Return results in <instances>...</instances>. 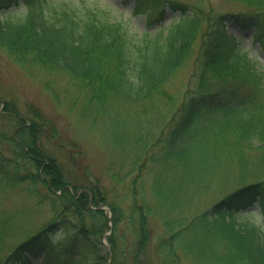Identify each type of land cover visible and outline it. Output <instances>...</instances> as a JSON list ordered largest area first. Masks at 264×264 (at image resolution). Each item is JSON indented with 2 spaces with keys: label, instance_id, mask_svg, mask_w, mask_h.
<instances>
[{
  "label": "trees",
  "instance_id": "16d2710c",
  "mask_svg": "<svg viewBox=\"0 0 264 264\" xmlns=\"http://www.w3.org/2000/svg\"><path fill=\"white\" fill-rule=\"evenodd\" d=\"M25 1L0 0V11H3L0 14L1 46L14 61L26 63L24 66L44 73L66 75L74 90L82 92L85 105L98 106L96 112L103 116L98 120L105 123L104 134L110 136L114 147L123 155L120 161L126 162L129 158L134 161L139 157L135 158L131 153L139 149L135 142L143 140L152 129L146 124L152 120L160 123L169 119L162 126L166 131L159 129L158 153L173 164L171 169L175 176L166 184L164 173L159 182L156 180L149 185H155L156 190L160 188L158 193H154L155 207L160 208L159 211L165 208V212L156 216L160 215L159 225L171 237V243L162 241L160 246H165L178 260L177 251L174 252L178 246L175 240L181 245L194 247L195 251L218 242L223 246V264H264V226L257 223L258 218L264 222V209L260 217L252 214L251 210H244L250 201L264 197V72L255 68L257 62L247 58L240 41L228 35L225 29L229 19L236 21L242 30L254 28L255 39L264 52V0H231L238 5L256 6L253 8L255 13L235 14L232 18L213 11L209 8L211 6L204 9L205 4L187 6L178 0H135V13H150V23L157 24L164 10L177 14L168 26L159 23V30L140 36L132 34L124 26V21L109 15L108 6H81L86 0H67L58 4L41 0L31 4L34 7L30 12L16 13ZM148 3L152 6L147 8ZM183 69L186 77L179 85L184 90L180 103L181 95L174 97L179 88L175 94H167L166 87L175 84V76ZM219 86V91L212 92ZM216 93H220L219 97L213 99L211 95ZM152 99L155 104L167 105L168 109L163 113L155 110L149 115L152 109L147 107L134 118L126 114L125 111L140 102ZM191 110L192 120L201 123V130L194 137L191 135L193 127L184 126ZM6 112L12 114L9 110ZM14 114L21 117L18 111ZM29 116L31 122L24 119L25 125L12 133V142L5 141L9 150L0 149V156H7L0 168L11 170L4 174V178L8 181L7 177H10L7 184L18 187L22 193L42 191L39 187L42 186L51 201L55 220L46 228L33 229L34 232L24 241L9 246L11 251L0 256V264H26V252L32 255L43 246L64 249V245L75 239L81 240L78 241L82 243L81 248L91 251L97 260L95 263L105 264L110 253L103 252L101 248L108 250L102 244L103 235L91 232V226L88 223L84 225L82 219L84 213L93 212V220H99L100 225L106 224L107 220L102 217L100 209L89 208L88 196L87 199L85 196L73 199L74 194L69 192L70 187L77 188L76 183L80 182L76 173L80 171L81 163L72 168L71 174L68 166L63 168L52 160L43 140L39 141L46 132L43 128L46 118L43 119L41 114ZM224 127L232 129H227L226 133L234 131L229 139L209 135ZM118 128L120 132H116ZM125 132L126 135L131 134V138H126L123 145L117 135L122 133L125 136ZM4 137L0 136L1 143ZM38 144L44 150L36 149ZM144 145L147 147V143ZM47 160L52 162L44 166ZM137 165H133L128 176L125 174L126 184L129 178L137 177ZM218 167L223 169V173L216 174ZM138 173L143 177L142 164ZM213 175L222 179L215 180ZM182 177L189 184L179 183ZM26 182L33 184L35 191L25 187ZM213 186L217 188V199L227 193L222 199H216L210 209L187 217L168 210V206L181 208L185 199L199 202L202 193L206 195ZM141 201L145 203L138 204L143 210L141 222L146 224L142 236L148 242L151 232L148 224L155 213L145 197ZM94 203L98 202L95 200ZM133 205L127 210L131 211ZM66 210L70 211L67 217L64 216ZM121 211L125 210L120 209L116 213L118 218L124 213ZM19 226L16 215L5 219L0 214V241L4 238L2 230L7 227L18 229ZM109 245L113 256L119 249ZM0 248H4L1 242ZM141 249L139 246L135 254H139ZM117 264L128 263L118 261Z\"/></svg>",
  "mask_w": 264,
  "mask_h": 264
},
{
  "label": "rangeland",
  "instance_id": "374dc122",
  "mask_svg": "<svg viewBox=\"0 0 264 264\" xmlns=\"http://www.w3.org/2000/svg\"><path fill=\"white\" fill-rule=\"evenodd\" d=\"M23 1L21 0V3ZM46 1L52 4H58L67 0ZM30 2L28 3V0H26L20 8L21 10L16 13L30 12L31 8L34 7L31 4L33 2H41V0H32ZM134 2L135 0H128L127 2H123L122 0H86V2L81 3V6L93 7L99 5L102 8L108 6L109 15L114 16L117 20L124 21V26L131 30L130 32L132 34L138 36L145 32L154 33L160 29L159 23H162L165 27L170 24L173 18H177L175 11L164 10L162 17L157 19V24L150 23L148 18L150 13H135L136 6L134 7ZM178 2L187 6L205 4L207 6H204V9L211 6L209 8L213 11L225 13L228 18H232L235 14L253 12V8L256 7L253 4L238 5L231 0H178ZM151 6V3L146 4L147 8ZM143 9L144 7L139 10L142 11ZM11 11L15 10L12 9ZM154 11L152 10V12ZM2 13L3 11H0V14ZM253 31V28L242 30L236 21L234 22L231 19L226 21L227 34L234 36L235 39L240 41L241 49L246 51L247 58L256 61L255 68L264 72V52L259 42L255 39ZM25 64L14 61L8 51L0 44V136H5L3 143L0 142V149H4L5 151L9 150L4 144L5 141H11L13 139L12 133L14 132L15 134L18 128L25 125L23 122L24 119L31 122L29 114H34L35 116L41 114L43 119L46 118L47 123L43 127L46 129V132L44 133V138L42 134L39 141L41 142L43 140L44 146L50 152L51 159L58 165L61 164L63 168L68 166V171H71L69 172L71 174H73L72 168L75 169L78 162L81 163L80 171L76 173L78 174L80 182L76 183L78 184L77 188H69V192L74 194L72 198L82 199L85 196L87 199L88 196L89 208L100 209L102 217L107 220L106 224L100 225L99 220H93V212L84 213V216L82 215L84 217L82 219L84 225L88 223L92 228L91 232L94 231L96 233L97 231L100 235H103L102 242L106 243L108 250L105 247L101 248L103 252L107 251L110 253L104 263L117 264L118 261H124L128 264H220L219 261H221V264H223L221 251L223 246L218 242H212L206 247L199 248L198 251H195L194 247L181 245L178 240H175V245L178 246L175 247L174 252L177 251L178 260L170 255L169 250L165 246H160V242L162 243V241L163 243H171V237H168V234H165L164 229L159 225L161 224V219L159 220L161 218L160 215L156 216V214L165 212V208L159 211L160 208L155 207L156 200L154 193L155 191L158 193L160 188L156 190L155 185H149L150 183L153 184L156 180L159 182L163 178L164 173H166V184L169 183V178L175 176L171 169L173 164L168 163L158 153L160 150L159 129L162 128L166 131L162 126L164 123L167 124L169 119L167 118L160 123L152 120L146 124L151 126L152 129L143 140L135 142L136 147L139 146V149L131 153V156L133 154V157H139L134 161L132 158H129L126 162L120 161L123 155L114 147V142L111 141L110 136L104 134V129H106L105 123H100L98 120V118L103 117L96 112L99 110L98 106H92V108L89 105H85L84 100H82L84 97L82 92L79 91L77 93L74 90L66 75L44 73L36 68L24 66ZM183 71L184 69L180 70L179 74L175 76L174 80L176 82L173 86L166 87L167 94H175L177 88H179L180 91L174 97L176 98L181 95L180 103L184 96V90H181L182 85H179L186 77ZM220 87L214 88L212 92L219 91L218 89ZM219 94L216 93L211 96L213 99H217ZM105 101L103 100V102ZM176 104L177 101L175 100L174 105ZM103 105L106 104L103 103ZM147 107L152 109L149 115L154 113L155 110L163 113L168 109L167 105L155 104L152 99L151 101L140 102L134 108L125 112L134 118L140 116L141 111L143 113ZM104 109L110 111L109 108ZM6 110L11 111L12 114L9 113L11 114L9 115ZM16 111L19 112L21 117H18V115L15 116L14 113ZM105 114L106 112L104 110ZM12 116H15V118L13 119ZM192 116L193 113L191 110L184 126L191 125L193 127L191 135L194 137L201 130V123L193 121ZM194 116L197 119L200 118V116ZM165 117H168V115ZM227 129L232 130L231 128L224 127L218 129L216 132L212 131L209 135L213 136L212 138L227 140L234 133V131H231L230 134L226 133ZM119 130L120 128L116 129V132H120ZM117 137L120 143L124 145L126 144V138H131V134L126 135L125 132L124 136L120 133ZM208 140L211 142V139ZM45 142H48V144ZM146 143L147 147L144 145ZM255 143L257 142L254 140L253 144L256 145ZM37 146L36 149H43L41 144ZM134 148L132 149L134 150ZM138 158L141 160L137 161ZM147 158H151V160ZM6 159V155L0 156V167L3 166L2 162L5 164ZM18 160L20 161L19 158ZM51 162L49 160L45 161L44 166L51 164ZM135 163L138 164V168L136 167L135 169L137 177L129 178L126 184L125 174L128 176L129 171ZM141 164L143 166V177L138 173ZM7 172H11V170L0 168V214L5 219L16 215L17 224L20 226L18 229L7 227L1 231L4 238L0 242L4 245V248H0V256L10 253L11 250H8L9 246L19 241H24L27 236L34 232L32 231L33 229L40 226L46 228L48 224H51L55 220L54 211L51 209V201L45 195L46 190L42 186H39L42 191L36 190V192L22 193L18 187H11L7 184L9 179H11L6 176L8 179L6 181L4 178V174L6 175ZM208 173L213 174L212 171ZM221 173H223V169H219L218 167L216 174ZM212 177L215 180L222 179V177L217 175H213ZM179 183L189 184L188 180L183 177L180 178ZM39 184L35 183L34 185ZM24 186L35 191L33 184L29 185L26 182ZM216 192L217 188L213 186L212 189L206 191V195L202 193L203 196L199 202L185 199L181 208L179 206L178 208L171 209L168 206V210L180 212L182 216L186 217L189 215L194 216L211 208L212 203L217 199V196L215 197ZM95 193L98 194L97 197ZM225 193L227 192H224L222 196L220 195L218 199H222ZM143 197H145L148 204L152 205V211L155 213L148 224V228L151 230L148 242L142 236L143 230L146 229V224L141 222L143 210L138 207V204L145 205L141 201ZM95 200L98 202L97 204L94 203ZM248 204L244 207V210H251L252 214L260 217L264 209V197H258ZM131 205H133L131 211H128V206ZM257 205L261 206L262 209L261 207L258 208ZM75 209L78 210L76 207ZM83 209L87 211L85 206ZM120 209H124L125 211H121L124 213L118 218L116 213ZM65 212L64 216L67 217L70 211L66 210ZM60 220L61 218L59 222ZM261 220L258 218L257 223H262V226H264V222H260ZM236 223L237 221L235 219L234 224ZM54 240L48 242L47 245ZM78 241L81 240L75 239V241H71L70 244L64 245V249L45 246L43 251L37 252L34 258L30 257L28 260L31 264H41V259L43 260L46 255L49 261L48 264L60 262L61 264H72V262L66 260H74L77 264H98L95 263L97 260L91 251L81 248L80 245L82 243ZM109 244H113L119 249L113 256L111 255ZM139 246L142 249L139 250V254H135ZM28 254L26 252L24 255L28 256Z\"/></svg>",
  "mask_w": 264,
  "mask_h": 264
},
{
  "label": "snow or ice",
  "instance_id": "6c2138e0",
  "mask_svg": "<svg viewBox=\"0 0 264 264\" xmlns=\"http://www.w3.org/2000/svg\"><path fill=\"white\" fill-rule=\"evenodd\" d=\"M245 210H248V209H245Z\"/></svg>",
  "mask_w": 264,
  "mask_h": 264
}]
</instances>
